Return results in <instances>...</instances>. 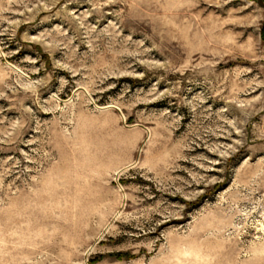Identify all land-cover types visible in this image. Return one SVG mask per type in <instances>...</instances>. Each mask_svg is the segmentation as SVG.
Here are the masks:
<instances>
[{"label": "rangeland", "instance_id": "rangeland-1", "mask_svg": "<svg viewBox=\"0 0 264 264\" xmlns=\"http://www.w3.org/2000/svg\"><path fill=\"white\" fill-rule=\"evenodd\" d=\"M0 264H264L256 0H0Z\"/></svg>", "mask_w": 264, "mask_h": 264}, {"label": "water", "instance_id": "water-1", "mask_svg": "<svg viewBox=\"0 0 264 264\" xmlns=\"http://www.w3.org/2000/svg\"><path fill=\"white\" fill-rule=\"evenodd\" d=\"M256 2L259 5V7H261L262 9H264V0H256Z\"/></svg>", "mask_w": 264, "mask_h": 264}]
</instances>
